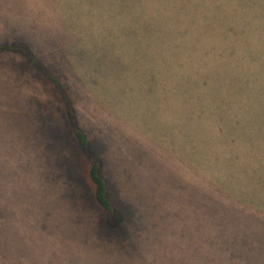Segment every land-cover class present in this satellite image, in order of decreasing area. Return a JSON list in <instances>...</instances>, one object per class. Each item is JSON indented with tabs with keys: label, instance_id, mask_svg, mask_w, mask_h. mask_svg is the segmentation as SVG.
Listing matches in <instances>:
<instances>
[{
	"label": "rangeland",
	"instance_id": "374dc122",
	"mask_svg": "<svg viewBox=\"0 0 264 264\" xmlns=\"http://www.w3.org/2000/svg\"><path fill=\"white\" fill-rule=\"evenodd\" d=\"M191 2L0 0V43L24 41L70 93L124 213L109 232L81 150L72 134L61 140L68 125L55 109L65 106L26 58L1 51L0 264H196L195 234L211 229L215 184L264 182L256 173L264 169V0L210 1L241 11V74L257 96L256 150L236 160L228 151H192L191 126L181 127L182 89L165 90L156 41L98 37L102 23L115 24L113 12L189 9ZM238 222L256 226L229 221Z\"/></svg>",
	"mask_w": 264,
	"mask_h": 264
},
{
	"label": "trees",
	"instance_id": "16d2710c",
	"mask_svg": "<svg viewBox=\"0 0 264 264\" xmlns=\"http://www.w3.org/2000/svg\"><path fill=\"white\" fill-rule=\"evenodd\" d=\"M210 1L192 0L189 9L113 12L115 24L102 23L98 37L129 35L156 41L162 55L165 90L173 86L182 89L179 96L184 108L180 118L185 121L181 127L186 130L191 126L192 151H228L236 160L242 151L256 150L257 120L253 113L257 96L252 88H244L241 74V11L216 8ZM1 51L26 58L29 68H37L43 75L40 81L53 87L49 89L54 102L65 106H56L55 110L68 125L61 140L73 135L84 156L86 182L95 204L105 215L108 231H115L122 225L124 213L115 209L102 162L89 151V140L76 122L70 93L24 41L2 42ZM251 80L248 76L247 84ZM256 173L264 180V169ZM213 189L214 197L208 204V215L213 218L207 217L211 229L195 234L196 264H264V182L215 184ZM201 192H196L197 199L203 198ZM233 218L251 219L256 226L230 224ZM197 225L202 228L203 223L197 221Z\"/></svg>",
	"mask_w": 264,
	"mask_h": 264
}]
</instances>
